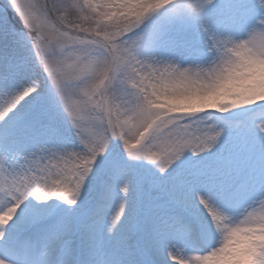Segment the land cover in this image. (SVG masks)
<instances>
[{"label": "snow or ice", "instance_id": "6c2138e0", "mask_svg": "<svg viewBox=\"0 0 264 264\" xmlns=\"http://www.w3.org/2000/svg\"><path fill=\"white\" fill-rule=\"evenodd\" d=\"M260 61L264 0H0V264H202L264 220V91L225 87Z\"/></svg>", "mask_w": 264, "mask_h": 264}, {"label": "clouds", "instance_id": "9594fccd", "mask_svg": "<svg viewBox=\"0 0 264 264\" xmlns=\"http://www.w3.org/2000/svg\"><path fill=\"white\" fill-rule=\"evenodd\" d=\"M252 71L235 74L225 87L229 91L250 89L264 91V61L245 65ZM253 77L252 82H248ZM237 99L240 91H234ZM202 264H261L264 262V220L255 223L234 222L227 230L219 232L215 246L206 254Z\"/></svg>", "mask_w": 264, "mask_h": 264}]
</instances>
